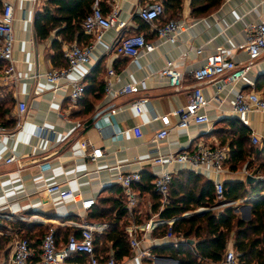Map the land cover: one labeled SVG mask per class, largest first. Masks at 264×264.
<instances>
[{
  "label": "crops",
  "instance_id": "1",
  "mask_svg": "<svg viewBox=\"0 0 264 264\" xmlns=\"http://www.w3.org/2000/svg\"><path fill=\"white\" fill-rule=\"evenodd\" d=\"M0 1V10L4 2L13 6V58L17 76L16 84L0 83L2 90L11 92L14 98L10 110L0 117L1 123L8 130L0 139V214L11 216L0 217V264L9 262L15 232L26 236L30 245L36 249L39 248L43 233L49 228L57 230L58 245L65 242L68 233L79 236V228L73 223H106V230L98 237L108 232L107 218H92L89 211L82 213L78 203L48 193L46 186L54 182L65 181L68 187L83 197L97 199L100 195H107L119 199V189L115 184L117 166L123 170H139L143 181L152 184L155 174L161 170L150 162L157 152L164 154L169 150H192L194 143L203 142L210 146H225L228 153L222 173L199 172L201 176L213 183L220 180L244 181L248 184L245 170L254 156L250 147L255 146L250 139L249 143L240 144L245 152L241 151L239 144L236 148L234 145L236 153L240 152L245 157V161L238 160L234 164L243 162L242 167L233 171L228 163L230 143L235 136L234 127L224 120L236 118L231 111L234 91L223 83L220 76L196 83L192 72L204 64L206 57L218 48L230 52L236 63H245L248 55L240 46L245 43L249 28L264 17V0H222L216 9L199 17L191 15L190 0H183L179 9L166 10L161 17L162 22L177 19L187 24L174 43L157 38L154 29L138 16L141 5L152 0H94L92 5L97 2L105 14L113 9L119 11V19L126 23L124 35L143 34L147 41L155 43L156 48L150 53H144L136 61L116 55L110 46L117 33L113 28L108 29L101 40L95 43L91 63L79 65L69 74L70 78L80 79L85 85L83 96L76 101L70 100L68 87L64 85L54 89L44 75L52 69L65 67L63 50L67 46L73 43L92 44L93 35L84 33L80 23L79 29L71 32L69 27H65V22H55L48 35L41 38L35 30L34 18L46 8L53 9L47 0ZM198 48L200 53L197 52ZM166 59H176L177 68L182 72V83L177 89L170 87L159 74ZM110 68L115 72L112 76L107 74ZM261 73H264V62H260L249 73V77L255 81ZM143 78L148 85L144 92L116 96L104 93L107 79L113 88H119ZM197 85L211 99L206 110L210 124H190L187 129L173 128L166 138L155 141V133L162 128L159 117L184 107L193 87ZM238 87L249 89L243 81L238 83ZM258 91L263 95L262 91ZM216 94L218 100L214 98ZM139 97L147 99L141 113H137L133 107ZM19 101L26 104V110L21 115H18L17 109ZM169 118L170 126L178 120L172 114ZM18 119L20 126L16 128ZM135 125L140 126V137L131 131ZM39 127L44 129L43 133L38 134ZM248 127L264 140V116L261 113L249 114ZM81 142H86V147H82ZM93 148L102 151V156L95 161L87 156ZM9 155H15L16 160L5 162ZM44 163L46 165L42 166ZM175 170L174 178L183 180L184 176L180 172L187 169L175 167ZM111 187L117 191L103 192ZM135 188L140 203L134 221L141 224L150 218L160 219L159 211L162 208L160 204L155 205L159 197L151 191L139 190L137 186ZM243 199V204L237 203L234 207V213L239 220L248 222L252 209L247 203L248 199ZM205 208L204 212L212 209L215 213L223 209H219L216 200L213 206ZM197 209L185 213L196 214ZM129 224V217L124 215L119 227L125 230ZM235 230L230 234L225 250L233 249L237 255L234 247ZM152 232L144 235L139 230L137 233L141 246L149 247L150 251L152 246L159 245V237H155ZM192 241V244H188L193 246L197 239L193 238ZM95 251L98 256L105 257L109 252H114L112 242L101 238ZM129 256L117 260L118 263L125 264ZM154 256V260L160 264L163 261L165 264H174L170 259L158 261L161 255ZM83 257L80 255L73 261H81ZM145 261L152 260L144 259L136 264H148Z\"/></svg>",
  "mask_w": 264,
  "mask_h": 264
},
{
  "label": "built area",
  "instance_id": "2",
  "mask_svg": "<svg viewBox=\"0 0 264 264\" xmlns=\"http://www.w3.org/2000/svg\"><path fill=\"white\" fill-rule=\"evenodd\" d=\"M165 8L162 0L147 1L141 5L138 10V16L152 29H154L157 38L174 43L178 35L185 29L187 24L183 20L168 19L161 21L164 15ZM13 6L4 2L0 10V83L1 84H16V68L14 65L13 49H14V33H13ZM125 21L119 19V11L113 9L109 14H105L99 4L95 2L89 12L80 22V28L86 34L93 35L94 42L92 44L78 45L70 44L63 50L64 58L67 62L62 69H52L48 71L44 77L50 82L54 89H59L61 86L69 88V98L76 101L81 98L85 92V85L82 80L70 78L71 71L79 65L90 64L92 61V51L96 42H99L105 31L113 28L117 37L110 46L111 51L116 55L129 57L136 61L144 53H150L155 50L156 45L153 42L146 40L143 34L133 33L125 34ZM247 55L248 60L245 63H236L230 52H226L223 48H218L214 53L209 54L204 64L192 72V77L196 83L204 82L211 78L220 76L223 83L228 85L234 91V102L231 107L233 115L244 125H249V114L259 112L264 116V96L255 89L254 81L249 77V73L264 62V17L258 23L251 26L247 33L245 43L240 46ZM200 53V49H197ZM114 70H108V76L114 74ZM159 74L164 77L167 84L172 88H179L182 83V72L177 68L176 59H166L163 66L159 70ZM109 79V78H108ZM106 80L104 93L106 95H126L133 93H141L147 90V81L145 78L136 82L126 83L119 88H113L110 81ZM240 81L245 82L249 87L248 90H243L238 87ZM218 100L217 94L214 96ZM147 99L139 97L133 107L137 113L143 111ZM211 99L207 98L202 88L197 85L193 87L188 103L181 108L172 111L170 114L177 116L178 120L170 126V114H165L159 117L162 128L155 133L154 140L166 138L169 131L173 128L187 129L190 124L201 125L210 124V118L206 113ZM18 115H21L26 110L25 102L17 103ZM20 126L19 119L16 121V128ZM131 131L136 137L141 136L139 125L131 128ZM38 134L44 132L42 127L37 130ZM8 133L7 128L0 121V139ZM41 133V134H42ZM250 140L254 145H264V140H261L254 133H250ZM86 142H81L82 147H86ZM228 150L225 146H210L203 142L193 144L192 150L174 151L157 154L150 159L151 164L159 166L161 170L155 174L152 186L154 191L159 196L160 207L169 204L168 191L174 174L177 168H185L195 173L211 172L220 174L224 171L223 164L227 158ZM87 156L90 160L95 161L102 156V151L99 148H93ZM16 160L15 155H9L5 158V162L9 163ZM44 163L42 166H45ZM172 167L171 169L169 167ZM245 174L252 175L255 178H260L259 174H252L245 170ZM141 182V174L139 170H123L117 166L115 176V184L119 189V200L122 203L126 215L130 219V224L126 226V232L129 237L130 256L129 261L125 264H136L137 261L144 259L154 260L156 256L150 251L149 247L141 246L140 240L137 239V233L142 230L144 235H149L156 227L167 225L165 234L157 239L158 244L165 245L173 243L175 246L183 238H176L172 231V223L177 217L168 219L153 220L138 224L134 221V215L140 198L136 191L135 185ZM46 191L50 194H56L62 199H68L74 203H78L82 213H87L95 204V197H83L80 193L75 192L67 186L65 181L54 182L46 186ZM215 198L223 200L224 186L223 182L217 180L214 182ZM205 207H199L197 211L206 210ZM85 215V214H84ZM0 217L11 218V216L1 215ZM79 228V236L71 233L67 236L64 244L57 245L55 239V231L49 228L41 239L39 248L36 249L30 245L27 237L18 235L15 232V237L12 240V253L8 264H119L114 252H109L105 257L98 256L95 251L94 239L95 235L106 230L107 224L102 222L83 221L81 223H73ZM84 256L83 260L78 261L75 258ZM200 260V259H199ZM204 264H240L237 255L233 249L225 250L224 254L218 261L203 260Z\"/></svg>",
  "mask_w": 264,
  "mask_h": 264
},
{
  "label": "trees",
  "instance_id": "3",
  "mask_svg": "<svg viewBox=\"0 0 264 264\" xmlns=\"http://www.w3.org/2000/svg\"><path fill=\"white\" fill-rule=\"evenodd\" d=\"M221 1L190 0L191 15L195 17L206 15L216 9ZM47 2L53 9L46 8L42 12H38L34 18L35 30L41 38L48 35L55 22H65V27H69L71 32L78 30V24L89 12L94 0H47ZM162 3L165 11L177 10L181 7L183 0H162ZM1 66L2 63L0 62V68ZM254 87L256 90L262 91L264 96V73L257 75ZM13 103L12 93L4 92L0 86V117L10 110ZM224 121L234 127L235 138L230 143L228 163L230 164L229 168L235 171L242 167L243 162H240L239 165L234 164V162L245 161V157L240 152L236 153L235 148L238 147V144L240 146V144L249 143L251 131L248 126L236 118H227ZM250 149L254 156L249 162L253 164L254 161L264 174V145L251 146ZM241 151L245 152L246 150L241 147ZM250 163L246 166L247 170L251 167ZM258 173V170L254 171V174ZM180 175H183L184 179L173 178L168 191L169 204L159 211V216L164 219L179 217L173 221L171 228L184 241H179L176 246L173 243L152 246L151 252L155 255L170 256L177 259L178 264H204L203 260L218 261L225 251L230 234L236 228L234 247L238 253L237 257L240 264H264V176L251 184H245L244 181L223 182L225 202L239 198L248 199L247 203L251 205L252 216L248 222H244L237 218L234 207L230 205H226L219 213L208 210L201 214L180 217L188 210L213 206L215 200L214 183L211 180L205 179L201 174L190 170L181 171ZM135 186L139 190L151 191L158 196L152 184L145 183L142 178L141 182ZM104 191L115 193L117 190L111 187ZM159 204L160 202L155 205ZM112 212L114 213L113 216ZM89 215L92 218H107L109 230L101 238L112 242L116 259L119 261L129 256L130 246L127 232L121 226L119 227L122 217L126 215L120 200L116 197L100 195L96 199V204L89 210ZM167 228V225L158 226L152 233L155 237H161ZM47 231L43 233L42 237ZM56 231L55 229L57 243ZM69 234L71 233H68L67 236ZM100 234L95 235V249L96 244L101 240L98 237ZM193 238H196L197 242L192 246L188 244V240Z\"/></svg>",
  "mask_w": 264,
  "mask_h": 264
},
{
  "label": "rangeland",
  "instance_id": "4",
  "mask_svg": "<svg viewBox=\"0 0 264 264\" xmlns=\"http://www.w3.org/2000/svg\"><path fill=\"white\" fill-rule=\"evenodd\" d=\"M250 165H251V167L248 168V172L254 174V171L258 170L259 171V173H258L259 176H264V174L262 172V169L258 168L257 165H256V163L254 161H253V164L250 163ZM215 200H216V205H219V207H220L219 209L223 208L226 205H230V206L235 207V206H237V203L238 204H243L244 203V199L243 198L240 199V200L227 201V202H225L224 197H223V200H218L216 198H215ZM211 211H213V210L211 209ZM175 235H176V238H182L180 235H177V234H175ZM145 263H148V264H160V262H156L155 260L145 261ZM163 263L165 264V261H163Z\"/></svg>",
  "mask_w": 264,
  "mask_h": 264
},
{
  "label": "water",
  "instance_id": "5",
  "mask_svg": "<svg viewBox=\"0 0 264 264\" xmlns=\"http://www.w3.org/2000/svg\"><path fill=\"white\" fill-rule=\"evenodd\" d=\"M245 180H246V183L251 184V183H254L257 179L254 176H252V175H247ZM204 211L205 210L197 211L196 214H201ZM193 214H194V212H187V213H184L183 216H181V217H187V216H190V215H193ZM188 243L192 244L193 241L192 240H188ZM161 259H170L174 264H177V260L173 259V258L158 256V261L161 260Z\"/></svg>",
  "mask_w": 264,
  "mask_h": 264
}]
</instances>
